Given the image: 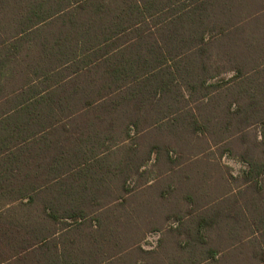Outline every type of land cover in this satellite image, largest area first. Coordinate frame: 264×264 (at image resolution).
Here are the masks:
<instances>
[{
  "label": "trees",
  "instance_id": "1",
  "mask_svg": "<svg viewBox=\"0 0 264 264\" xmlns=\"http://www.w3.org/2000/svg\"><path fill=\"white\" fill-rule=\"evenodd\" d=\"M263 14L261 0H0V157H42L48 173L41 218L0 224V264H211L123 246L103 200L131 191L125 144L151 128L213 133V109L264 125V83L247 84Z\"/></svg>",
  "mask_w": 264,
  "mask_h": 264
},
{
  "label": "rangeland",
  "instance_id": "2",
  "mask_svg": "<svg viewBox=\"0 0 264 264\" xmlns=\"http://www.w3.org/2000/svg\"><path fill=\"white\" fill-rule=\"evenodd\" d=\"M261 2L264 5V0ZM251 11L254 10H236L237 15H246ZM257 16L261 18L259 27L264 42V14L262 17ZM225 21L234 22L236 19L228 16ZM251 46L249 51L251 53L253 50L254 53L258 47L251 49ZM233 75L234 72H230L217 79H229ZM259 81L264 83V65L260 72L251 74L247 84L251 86L259 84ZM237 92L233 88L228 93L235 97ZM258 99L253 98L254 101ZM229 101L224 100L223 105H228ZM237 105L234 102L231 110H235ZM213 111H216L212 123L213 133H194L188 127V131H183L181 128L185 124L179 122V129L183 133L178 138H174L168 128L155 127L125 144H132L136 148L137 154L132 157V161L139 164L138 170L126 184L131 191L127 193L121 184L116 185L113 187L116 194L103 200L114 213L115 227L123 239V246L134 243L144 250H159L163 253L164 248L169 246V252L166 253L171 254L178 249L182 238L178 232L173 233L171 244L167 243L166 246L164 233L179 227L180 222L186 218H195L196 214L200 217L203 206L216 202L233 188L245 185L243 174L238 172L251 169L247 160L252 157H264L263 119L259 122L251 119L239 125L236 121L232 122L231 118L225 117L224 120V113H220V109ZM239 130L243 132L233 136ZM126 147L119 151L122 157L119 154L111 159L115 162L123 161ZM154 147H158L157 150H153ZM119 193H123L121 198L117 195ZM138 255L142 257L143 254L139 251Z\"/></svg>",
  "mask_w": 264,
  "mask_h": 264
},
{
  "label": "crops",
  "instance_id": "3",
  "mask_svg": "<svg viewBox=\"0 0 264 264\" xmlns=\"http://www.w3.org/2000/svg\"><path fill=\"white\" fill-rule=\"evenodd\" d=\"M17 81L20 76L9 71L7 82ZM238 173L243 174L245 185L203 206L200 217L186 218L164 233L166 246L173 233L182 238L172 252L178 254L172 255L200 262L206 258L205 263L211 264H264V171ZM47 174L42 157H0V224L41 218ZM167 247L164 252H169Z\"/></svg>",
  "mask_w": 264,
  "mask_h": 264
}]
</instances>
